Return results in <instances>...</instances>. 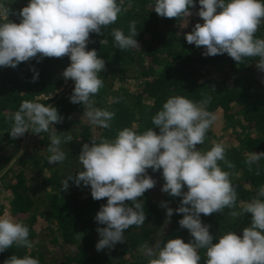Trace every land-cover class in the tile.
<instances>
[{
    "label": "trees",
    "instance_id": "1",
    "mask_svg": "<svg viewBox=\"0 0 264 264\" xmlns=\"http://www.w3.org/2000/svg\"><path fill=\"white\" fill-rule=\"evenodd\" d=\"M9 2H13L9 7L15 13L28 0ZM150 5L151 0H123L117 21L102 29L103 34H90L88 49H95L105 60V70L100 74L103 87L93 99L96 107L115 113L109 129L91 125L84 116V106L70 102L74 81L62 75L69 66V56L30 58L16 68L0 67V215L10 214L25 224L32 242L30 249L14 244L0 252V264L13 255H31L40 264H147L146 245L173 238L191 240L189 231L178 223L182 214L168 218L162 206L167 202L175 209L182 199L161 191L165 182L162 170H147L156 183L138 198L144 201L145 223L127 229L125 242L111 249H96L100 238L97 228L105 225H99L95 216L107 198L94 200L90 186L82 182L78 187L69 181V188L60 191L62 180L71 173L75 176L82 167L78 155L84 143H91L93 137L114 138L124 127L135 126L137 131L153 127L152 117L173 95L195 102L211 97L207 109L217 120L197 148L207 151L214 142H223L227 145L226 159L235 166L229 169L220 162L232 173L230 179L238 195L236 208L202 214V221L210 225L214 237L226 231L242 235L243 228L250 226V213L240 217L230 213L239 211L264 185V160L258 165L246 163L250 153L264 152V70L257 67L259 58L249 57L239 63L226 53L205 56V46L187 43L186 34L197 22L203 23L197 15L198 0L190 9L192 15L184 18L161 17ZM9 19L20 22L15 14ZM133 20L139 31V48L120 50L112 29L120 28L127 34ZM256 36L264 38V24ZM33 70L39 73L35 81ZM37 97L40 103L56 107L63 117L54 125L57 133L73 135V141L62 145L67 154L62 163H48L49 133L28 132L16 139L10 136L12 117L22 101ZM200 255V264H206L204 250Z\"/></svg>",
    "mask_w": 264,
    "mask_h": 264
},
{
    "label": "clouds",
    "instance_id": "2",
    "mask_svg": "<svg viewBox=\"0 0 264 264\" xmlns=\"http://www.w3.org/2000/svg\"><path fill=\"white\" fill-rule=\"evenodd\" d=\"M0 0V67L16 68L30 58L69 56V66L63 77L74 81L70 102L82 104L89 123L103 129L111 127L115 113L95 106L94 97L103 87L100 77L105 60L95 49H88L90 34H103L102 29L114 24L122 12L123 0H28L18 12ZM197 0H151V8L159 16L184 18L192 15L190 9ZM197 22L186 34V41L196 47L205 46L202 55L228 54L242 63L245 58L258 57L256 64L264 70V38L256 33L264 24V0H198ZM18 15L20 22L9 19ZM139 31L137 22L130 21L127 34L123 29H112L115 46L120 50L137 49ZM102 41L101 43H103ZM34 71L33 81L39 78ZM211 97L195 102L182 95L167 98L162 108L152 117L153 127L137 131L135 126L124 127L114 138H91L84 143L78 155L75 176L67 175L60 191L76 186H90L94 200L107 198L95 216L99 240L97 251L114 248L125 242V231L142 226L147 214L144 211V193L156 181L147 173L162 170L164 184L161 191L173 197H182L173 209L162 202L166 215L182 214L178 221L189 231L192 239H168L145 246L147 264H200V250H204L206 264H264V185L233 217L251 214V224L243 228L242 235L226 231L214 237L210 225L201 215L209 216L224 208H236L237 191L220 162L229 169L234 164L226 159L227 145L214 142L207 151H201L210 127L216 122L215 113L208 111ZM10 136L23 137L25 133H49L48 163H62L67 154L62 145L73 141V135L57 133L54 125L62 122L58 109L35 100H23L12 117ZM155 129H159L157 132ZM264 160V152H252L246 163L249 166ZM259 174V168L257 169ZM185 187L187 191H184ZM128 202H131L130 204ZM29 228L10 214L0 215V252L12 247L31 248ZM214 240L216 242H214ZM4 264H40L31 255L11 256Z\"/></svg>",
    "mask_w": 264,
    "mask_h": 264
},
{
    "label": "rangeland",
    "instance_id": "3",
    "mask_svg": "<svg viewBox=\"0 0 264 264\" xmlns=\"http://www.w3.org/2000/svg\"><path fill=\"white\" fill-rule=\"evenodd\" d=\"M1 198V197H0Z\"/></svg>",
    "mask_w": 264,
    "mask_h": 264
}]
</instances>
